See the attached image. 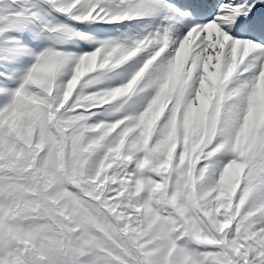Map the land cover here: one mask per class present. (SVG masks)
<instances>
[{"label": "snow or ice", "instance_id": "obj_1", "mask_svg": "<svg viewBox=\"0 0 264 264\" xmlns=\"http://www.w3.org/2000/svg\"><path fill=\"white\" fill-rule=\"evenodd\" d=\"M0 264H264V0H0Z\"/></svg>", "mask_w": 264, "mask_h": 264}]
</instances>
